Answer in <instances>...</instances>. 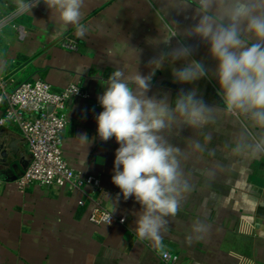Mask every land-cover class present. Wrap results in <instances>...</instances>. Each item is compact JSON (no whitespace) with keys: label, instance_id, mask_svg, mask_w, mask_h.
Segmentation results:
<instances>
[{"label":"crops","instance_id":"0c3cea01","mask_svg":"<svg viewBox=\"0 0 264 264\" xmlns=\"http://www.w3.org/2000/svg\"><path fill=\"white\" fill-rule=\"evenodd\" d=\"M81 11L79 24L54 38L60 30L56 9L41 2L31 12L20 11L16 0H0V93L38 78L55 90L77 83L89 92L88 98L67 100L64 155L73 169L101 178L100 188L88 190L125 220L95 224L89 218L92 201L80 204L81 192L37 182L21 185L18 178L31 154L18 125L7 123L0 128V144L5 143L0 147V264H167L161 257L164 251L178 255L175 264H264V154L230 151L240 136L257 142L264 130L251 127L238 113L224 112L196 132L179 128L165 132L189 154L181 161L189 190L177 213L167 218L160 239L137 234L140 205L134 198L124 200L111 181L119 145L114 138L100 140L96 132L95 118L103 111L97 99L104 91L101 82L115 67L107 60L106 49L128 43L142 49L139 69L147 74V62L158 51L153 38L163 34L165 26L173 32L187 27L190 14L176 15L169 0H85ZM19 25L26 28L24 37ZM80 26L86 29L83 37L77 35ZM65 36L80 43L77 51L61 46ZM189 43L197 45L196 59L208 66V76L195 85H179L165 68L154 76L149 95L166 91L175 97L181 87L194 86L210 105L223 107L207 47L195 40ZM122 62L129 65V72L137 68L128 48ZM5 106L3 101L0 117ZM84 133L89 145L78 138ZM12 141L15 151L7 146ZM195 142L202 150L194 147Z\"/></svg>","mask_w":264,"mask_h":264},{"label":"clouds","instance_id":"9594fccd","mask_svg":"<svg viewBox=\"0 0 264 264\" xmlns=\"http://www.w3.org/2000/svg\"><path fill=\"white\" fill-rule=\"evenodd\" d=\"M41 2L58 12L60 30L55 38L79 24L85 0H16L17 8L28 12ZM169 4L176 15L190 14L192 23L180 26L178 32L165 26L163 34L153 38L152 46L158 51L147 62V74L139 69L142 49L129 43L107 48V60L115 67L101 82L104 91L97 97L103 109L95 118L97 135L105 142L114 138L119 145L111 181L124 200L134 198L140 205L135 230L142 239H160L167 218L177 213L189 190L181 162L189 154L165 132L174 128L196 132L224 112L238 113L251 127L264 130V0H194L195 6L193 0H169ZM85 33L80 26L77 35ZM192 40L205 45L214 61L211 74L221 89L223 107L210 105L194 86L181 87L175 97L166 91L149 95L154 76L165 68L179 85H195L208 76L209 68L196 59L198 48L189 43ZM125 48L135 54L133 72L122 62ZM78 138L91 143L86 133ZM194 147L202 150L199 142ZM230 151L233 155L264 154V137L251 142L242 135Z\"/></svg>","mask_w":264,"mask_h":264},{"label":"built area","instance_id":"2783aa9c","mask_svg":"<svg viewBox=\"0 0 264 264\" xmlns=\"http://www.w3.org/2000/svg\"><path fill=\"white\" fill-rule=\"evenodd\" d=\"M18 32L20 37L27 34L24 25H19ZM60 44L74 51L80 47L73 36L61 38ZM76 96L88 98L90 94L77 83L55 90L49 81L41 78L22 81L12 91L0 93V104L6 103L0 117V128L7 123L17 124L31 154V161L18 181L21 185L37 182L79 191L83 196L80 204H86L87 199L92 201L89 218L93 223L109 224L110 217L111 223L124 222L123 217L117 216L88 190V187L100 188L101 178L78 172L65 158L66 104L68 99ZM49 105H53L52 111H48ZM161 257L167 264H175L179 259L177 254L168 251L162 252Z\"/></svg>","mask_w":264,"mask_h":264},{"label":"water","instance_id":"95a60500","mask_svg":"<svg viewBox=\"0 0 264 264\" xmlns=\"http://www.w3.org/2000/svg\"><path fill=\"white\" fill-rule=\"evenodd\" d=\"M52 109H53V105H49V106H48V111H52ZM13 142H14V141H12V142H10V143H7V146L10 147V148H12V149L15 151V149H14V147H13ZM4 144H5L4 142H1L0 147H1V148H4V146H5Z\"/></svg>","mask_w":264,"mask_h":264}]
</instances>
